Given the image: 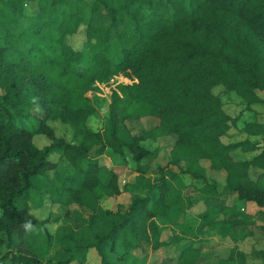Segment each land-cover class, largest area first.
<instances>
[{"label": "trees", "instance_id": "trees-1", "mask_svg": "<svg viewBox=\"0 0 264 264\" xmlns=\"http://www.w3.org/2000/svg\"><path fill=\"white\" fill-rule=\"evenodd\" d=\"M81 25L88 46L75 49L66 38ZM263 36L264 0H0V264H84L90 249L111 264L126 259L131 235L153 250L172 246L179 264H200L204 229L233 243L228 256L205 264L242 263L234 242L248 220L223 198L235 193L264 208V144L221 139L233 118L212 89L221 84L247 105L264 101ZM98 84L110 87L111 100L103 127L93 130L86 121L95 106L85 91ZM34 104L43 117L30 110ZM144 116L158 123L137 131L127 125L126 137L118 132L119 122ZM48 118L68 123L77 142L57 136ZM243 128L264 136V122ZM35 131L50 142L37 146ZM167 134L175 135L173 157L152 165L155 150L141 141ZM107 147L127 151L134 184L144 189L123 209L99 202L120 192L115 170L97 160ZM237 148L259 151L236 160ZM54 151L74 168L60 191L46 182ZM211 167L226 172L225 191ZM179 173L202 178L197 200L176 184ZM47 195L81 206L54 234L38 230L46 220L28 211L29 200L41 206ZM194 204L204 205V216H224L198 225L179 220ZM159 215L171 220L168 238ZM129 264L147 263L133 256Z\"/></svg>", "mask_w": 264, "mask_h": 264}, {"label": "rangeland", "instance_id": "rangeland-1", "mask_svg": "<svg viewBox=\"0 0 264 264\" xmlns=\"http://www.w3.org/2000/svg\"><path fill=\"white\" fill-rule=\"evenodd\" d=\"M36 7V1L27 2L26 8L28 10H35ZM84 39L83 25H81L77 32L67 36L66 41L73 48L82 49L85 45L88 46ZM109 88L110 87L107 85L98 84L97 88L85 91V94L91 97L95 106V111L88 116L86 121L87 125L93 130L102 128L107 119L111 100ZM212 90L213 93L219 95L223 109L233 118V120H230L231 125L229 130L221 136V139L224 142H231L249 138L262 146L264 144V136L260 134H248L243 127L247 122H264V101L247 105L244 99L234 90L225 91L221 84L216 85ZM260 93L264 95V92ZM30 110L37 116V119L44 116V112L39 104H34ZM46 122L52 127L57 136L63 137L68 141L77 142V139L73 136V129L68 123L61 121L59 118H48ZM125 122L126 125H124V122H119L117 126L118 132L124 137L128 134L125 126L128 125L132 131H137L142 127L150 128L158 123V117L144 116L135 120L126 119ZM174 140V134H167L159 136L158 139L148 138L141 141V144L147 148L155 150L156 157L155 161L151 163L152 165L164 163L173 157L172 147ZM33 141L39 147L50 142L46 134L41 131L34 132ZM95 148L96 147L90 151L92 155H95ZM258 151L259 150L243 151L237 148L232 151V156L236 160L248 159ZM97 155V160L100 164H105L115 170L120 185V192L118 194L103 195L100 197L99 202L103 207L123 209L128 205L132 196L144 194V189L134 184L136 162L130 157L127 151H125L124 154H120L112 152V150L107 147L102 154ZM50 158L55 162V166L47 171L46 182L49 184V188L52 187L55 191H60V185L64 182L63 179L65 177L69 179L74 168L57 151L52 152ZM145 161L146 160L143 159V162ZM181 164H183V161H181ZM200 164L209 166L210 162L201 159ZM257 171L258 170L255 168L252 169L250 171L251 176L254 177ZM207 173L217 181L218 192L225 191L226 172L222 169L211 167L207 170ZM149 175L152 176L153 174L151 173ZM69 182L68 180L66 183ZM70 184L73 185L74 183L72 182ZM176 184L181 188L184 194H187L193 200H197L199 197V188L203 186L204 181L202 178L194 177L190 173H179ZM223 199L225 203L236 207L245 214L248 220L247 229L243 230L239 235V239L236 240V243L234 242L237 249L241 251L239 253L240 258L242 257L244 261L242 263L234 262V264H264V208L258 206L253 201L239 199L235 193H226ZM74 207L80 208L81 206L77 203L66 205L56 197H49L47 195L41 206H36L33 201L29 200L28 211L37 218L46 220L44 227L39 226L37 227L38 230L43 231V229H46L49 233L54 234L58 225L73 222L71 210ZM204 209V205L194 204L186 212L179 214L178 219L188 224L198 225L203 224L208 219L224 216V213H209V216H204L202 213ZM84 213H87V210L84 209ZM156 222L163 229L162 237L168 238L170 236L171 220L165 216L159 215L156 217ZM43 234L42 232V235ZM203 234V237L207 240L201 242V245L204 246L207 256L205 259H198L200 264L215 262L216 259L225 258L230 254V247L233 243L229 238L220 237L212 229H204ZM125 245L128 250L126 259L111 264H129L133 256L139 261L145 258V263L147 264H179L173 254L174 249L172 246H161L153 250L145 244L143 246L137 245V241L132 235L126 239ZM177 252L178 251H175V255ZM170 257H172V259H170ZM84 264H100L99 256L94 249L89 250Z\"/></svg>", "mask_w": 264, "mask_h": 264}]
</instances>
